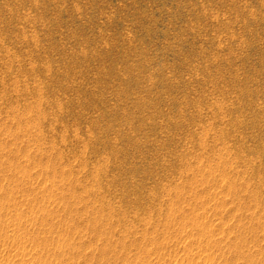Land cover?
<instances>
[{
  "label": "rangeland",
  "instance_id": "obj_1",
  "mask_svg": "<svg viewBox=\"0 0 264 264\" xmlns=\"http://www.w3.org/2000/svg\"><path fill=\"white\" fill-rule=\"evenodd\" d=\"M0 264H264V0H0Z\"/></svg>",
  "mask_w": 264,
  "mask_h": 264
}]
</instances>
